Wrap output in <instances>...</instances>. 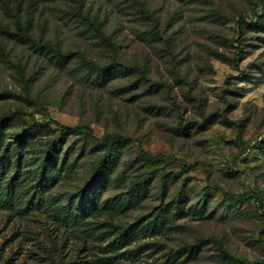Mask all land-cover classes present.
<instances>
[{
    "label": "rangeland",
    "instance_id": "obj_1",
    "mask_svg": "<svg viewBox=\"0 0 264 264\" xmlns=\"http://www.w3.org/2000/svg\"><path fill=\"white\" fill-rule=\"evenodd\" d=\"M78 1L108 41L84 23L74 0H0L4 142L27 126L43 128L23 147L24 201L0 210V264H220L223 252L264 260V31L248 24L261 1L139 0L153 22L130 0ZM16 24L75 61L56 64L16 40ZM81 57L136 66L161 86L127 71L100 85L79 74ZM59 125L72 131L44 201L21 212L36 183L39 145L58 136ZM116 136L118 165L100 202L142 181L145 198L85 220L66 218L103 153L97 143ZM171 206L178 215L159 214ZM125 229L129 244L106 251Z\"/></svg>",
    "mask_w": 264,
    "mask_h": 264
},
{
    "label": "trees",
    "instance_id": "obj_2",
    "mask_svg": "<svg viewBox=\"0 0 264 264\" xmlns=\"http://www.w3.org/2000/svg\"><path fill=\"white\" fill-rule=\"evenodd\" d=\"M130 1L133 2L143 18L147 19L149 22H153V17L149 15L148 11L145 9V6L139 0ZM260 1L261 13L254 14L255 19H252L248 24L253 30L262 29L264 31V0ZM74 3L76 4L77 12L81 16V19H83L84 23L92 28V30L99 36H101L104 41H108V39L102 33L100 27L97 26L93 20L81 15V3L78 0H74ZM253 20L255 21L253 22ZM242 22L243 18L241 16L235 20L239 32L242 28ZM16 30V40L21 41L24 44H31L32 46H35L39 52L50 56V58L53 59L56 64L67 65L75 61V55L63 52L59 46L42 44L34 40L22 30L19 24H16ZM240 57L241 48L239 45H237L235 46V54L233 56V66L234 70L237 72H239ZM79 60V74L86 76V78L93 80L100 85L108 84V82L120 77L121 73L127 71L129 73L139 74L140 78L145 83H147L149 87L157 89L161 86L148 80L140 68L136 66L124 67L120 65V63L99 66L93 62H87L82 57ZM239 76L241 77L243 74L239 73ZM6 121L7 119L5 118L0 119V210H15L19 208L17 207V204L22 203L25 199L20 198L22 194L20 188L27 178L26 175L23 177L21 174V165L25 159L23 147L25 144H27L28 140L36 136H41V134H43V128L40 127V125L27 126L22 131L13 134V142L5 143L4 133L6 131V127L9 125ZM202 127L203 125L197 124V128L200 129ZM71 131L72 129L59 125L58 136L48 141H42V143L39 145L42 159L41 162L32 170L34 177L36 178V183L31 190H27V193L31 191V194L29 199L25 200V202H27L26 205L19 209L21 212L30 211L32 207L43 203L44 191L49 185L48 183L50 180V175L54 173V168L58 163L59 153L62 150L64 139L67 135L71 134ZM111 138L104 137L99 143H97L103 153L99 156L98 161L93 167L94 169L92 173L85 181L76 198H73V201H70L68 206V215H66V218L85 220L98 215L102 211H115L120 209L121 206L124 209L130 208L145 198L148 184L146 188V182L142 181L133 183L131 189L128 190V193L125 194V196L119 194L105 200L104 202H100V197L107 187L108 180H110L111 174L113 173V168L115 166L117 167L118 165V145L122 139H120V136H116L115 138L118 140L115 142ZM164 184L165 183L162 182L163 186L161 185L163 191L165 190ZM125 201L126 203H124ZM175 205H177L176 202ZM172 208L173 206H171V209H164L159 214L165 216L168 214V212H171L174 215H178L180 209ZM130 231L131 230L128 229H125L121 232L119 231L116 237H114V239L107 245V248H105L106 251H109V253H114L115 251L120 250V248L128 245L131 236ZM127 232H130V234ZM200 242L198 241L197 244ZM119 256L120 253H117L114 255V258ZM102 259L110 261L111 257H104ZM220 264H264V260L250 261L246 259H239L226 252H223L220 259Z\"/></svg>",
    "mask_w": 264,
    "mask_h": 264
}]
</instances>
